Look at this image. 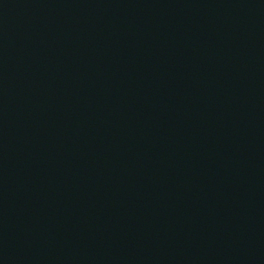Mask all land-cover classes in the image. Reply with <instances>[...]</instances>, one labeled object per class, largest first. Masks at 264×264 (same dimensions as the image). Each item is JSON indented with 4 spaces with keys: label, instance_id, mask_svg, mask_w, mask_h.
<instances>
[{
    "label": "water",
    "instance_id": "water-1",
    "mask_svg": "<svg viewBox=\"0 0 264 264\" xmlns=\"http://www.w3.org/2000/svg\"><path fill=\"white\" fill-rule=\"evenodd\" d=\"M0 264H264V0H0Z\"/></svg>",
    "mask_w": 264,
    "mask_h": 264
}]
</instances>
